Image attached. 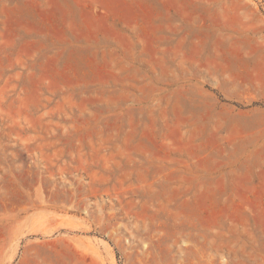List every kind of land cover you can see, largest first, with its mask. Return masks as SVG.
Listing matches in <instances>:
<instances>
[{"label": "rangeland", "instance_id": "rangeland-1", "mask_svg": "<svg viewBox=\"0 0 264 264\" xmlns=\"http://www.w3.org/2000/svg\"><path fill=\"white\" fill-rule=\"evenodd\" d=\"M0 264H264V0H0Z\"/></svg>", "mask_w": 264, "mask_h": 264}]
</instances>
